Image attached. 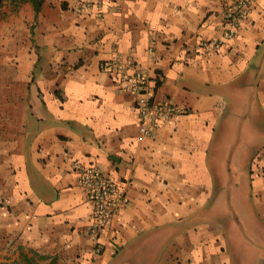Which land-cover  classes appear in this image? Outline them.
<instances>
[{"label":"crops","instance_id":"1","mask_svg":"<svg viewBox=\"0 0 264 264\" xmlns=\"http://www.w3.org/2000/svg\"><path fill=\"white\" fill-rule=\"evenodd\" d=\"M232 1L44 0L29 110L1 148L13 211L0 260L22 246L55 264H264V0L220 49L200 46L222 36ZM116 54L181 109L146 137L106 64ZM75 160L129 198L97 238Z\"/></svg>","mask_w":264,"mask_h":264},{"label":"built area","instance_id":"2","mask_svg":"<svg viewBox=\"0 0 264 264\" xmlns=\"http://www.w3.org/2000/svg\"><path fill=\"white\" fill-rule=\"evenodd\" d=\"M250 13V0H233L224 10V32L218 38H203L200 46L205 51L220 49L227 39L233 38L243 20ZM101 15V13H99ZM155 37L151 39L149 51H153ZM113 66L119 73L122 88L136 94V108L139 114V132L146 137L167 121L172 115L181 112V109L169 98L158 101L155 90L148 84V77L136 67L133 57L124 58L116 54L106 63ZM133 68V70H131ZM75 169L79 172V180L92 201L90 213V233L99 237L110 226L114 216L125 206L129 198L125 189L113 177L102 171L95 163L74 161ZM264 174V168L262 170ZM102 249L98 243L96 251Z\"/></svg>","mask_w":264,"mask_h":264},{"label":"rangeland","instance_id":"3","mask_svg":"<svg viewBox=\"0 0 264 264\" xmlns=\"http://www.w3.org/2000/svg\"><path fill=\"white\" fill-rule=\"evenodd\" d=\"M36 27L37 16L29 1L0 0V159L1 148L22 132L23 109L29 110L28 88L34 71L27 70V58L31 49L37 47ZM3 185L9 183L4 181ZM9 201V197L0 194V238L4 239L11 236L13 208Z\"/></svg>","mask_w":264,"mask_h":264},{"label":"trees","instance_id":"4","mask_svg":"<svg viewBox=\"0 0 264 264\" xmlns=\"http://www.w3.org/2000/svg\"><path fill=\"white\" fill-rule=\"evenodd\" d=\"M29 1L34 9L35 15L41 10L44 0H27ZM49 256L42 254L35 249H26L20 247V251L17 257L7 258L1 260L0 264H55V258L53 257L50 262H45V259H48Z\"/></svg>","mask_w":264,"mask_h":264}]
</instances>
